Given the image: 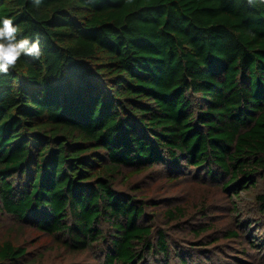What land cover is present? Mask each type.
<instances>
[{"label": "trees", "instance_id": "obj_1", "mask_svg": "<svg viewBox=\"0 0 264 264\" xmlns=\"http://www.w3.org/2000/svg\"><path fill=\"white\" fill-rule=\"evenodd\" d=\"M5 17L42 55L0 74V213L76 252L106 224V264H170L173 242L118 182L205 167L240 198L264 181V0H0ZM256 203L264 217V190ZM27 252L0 242V264Z\"/></svg>", "mask_w": 264, "mask_h": 264}, {"label": "rangeland", "instance_id": "obj_2", "mask_svg": "<svg viewBox=\"0 0 264 264\" xmlns=\"http://www.w3.org/2000/svg\"><path fill=\"white\" fill-rule=\"evenodd\" d=\"M172 171L180 175L172 179ZM207 172L205 167L200 171L157 167L131 176L127 183L118 182L116 189L148 203L147 211L155 218L153 225L166 232L169 242H173L171 253H177L170 264H181L182 256L187 264H264V217L256 203L257 194L264 190V181L258 183L257 189L232 198L229 190L223 189L226 180L218 177L211 183ZM174 207L181 208L185 216L183 221L170 224L164 213ZM205 225L212 228L202 234L200 228ZM100 229L102 241L76 252L65 248L63 237L55 239L39 232L33 218L20 223L0 213V242L26 248L30 264H106L105 253L115 233L106 224ZM227 231L237 232L239 240H227ZM243 253L251 258H240ZM165 263L163 256L154 255L142 264Z\"/></svg>", "mask_w": 264, "mask_h": 264}, {"label": "clouds", "instance_id": "obj_3", "mask_svg": "<svg viewBox=\"0 0 264 264\" xmlns=\"http://www.w3.org/2000/svg\"><path fill=\"white\" fill-rule=\"evenodd\" d=\"M43 0H31V6L39 9ZM19 26L14 19L5 17L0 20V74L9 75L24 56L39 59L42 55L40 39L19 35Z\"/></svg>", "mask_w": 264, "mask_h": 264}]
</instances>
